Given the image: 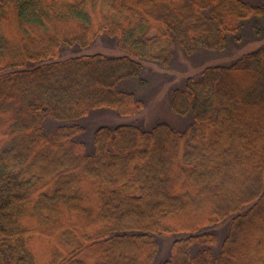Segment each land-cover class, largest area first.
Listing matches in <instances>:
<instances>
[{
  "label": "trees",
  "instance_id": "trees-1",
  "mask_svg": "<svg viewBox=\"0 0 264 264\" xmlns=\"http://www.w3.org/2000/svg\"><path fill=\"white\" fill-rule=\"evenodd\" d=\"M257 1L0 0V264H264V46L174 92L185 131L83 137L95 111L143 110L121 85L144 62L260 36ZM101 36L125 54L61 59Z\"/></svg>",
  "mask_w": 264,
  "mask_h": 264
},
{
  "label": "rangeland",
  "instance_id": "rangeland-1",
  "mask_svg": "<svg viewBox=\"0 0 264 264\" xmlns=\"http://www.w3.org/2000/svg\"><path fill=\"white\" fill-rule=\"evenodd\" d=\"M257 4V0H255ZM263 33L255 36L254 21H247L243 25L241 40L233 37L228 40L226 49L201 48L193 54L186 53L182 48L176 47L174 57L166 67L155 62H144V70L140 79H131L123 82V90L132 92L144 103L143 110L133 117H121L109 110L93 112L84 120V140L89 148L93 147L96 131L101 127L115 128L132 123L140 124L151 130L158 124H166L177 131H185L194 118L191 114L180 116L172 109V98L176 90H183L190 78H199L207 68L216 66H229L239 58L251 54L264 46V19L259 22ZM104 54L122 56L125 52L119 49L117 41L107 36H101L87 49L64 48L61 59L82 55ZM54 126H50L53 128ZM55 128V127H54ZM223 238L226 225L216 228ZM160 251L157 263L167 259L172 240L159 238Z\"/></svg>",
  "mask_w": 264,
  "mask_h": 264
}]
</instances>
